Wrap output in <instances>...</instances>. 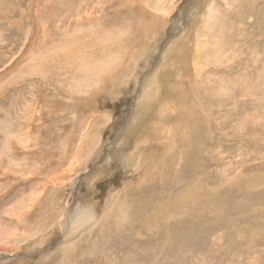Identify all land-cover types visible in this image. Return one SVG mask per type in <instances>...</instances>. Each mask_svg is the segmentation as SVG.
Here are the masks:
<instances>
[{
	"label": "rangeland",
	"instance_id": "rangeland-1",
	"mask_svg": "<svg viewBox=\"0 0 264 264\" xmlns=\"http://www.w3.org/2000/svg\"><path fill=\"white\" fill-rule=\"evenodd\" d=\"M176 39L202 119L140 178L117 144L157 74L181 104ZM0 264H264V0H0Z\"/></svg>",
	"mask_w": 264,
	"mask_h": 264
},
{
	"label": "bare ground",
	"instance_id": "bare-ground-1",
	"mask_svg": "<svg viewBox=\"0 0 264 264\" xmlns=\"http://www.w3.org/2000/svg\"><path fill=\"white\" fill-rule=\"evenodd\" d=\"M129 3H131V2H129ZM202 11H200V13H201ZM151 13V12H150ZM156 16V15H155ZM108 18V17H107ZM112 18H114V17H112ZM115 18H116V16H115ZM114 18V19H115ZM122 18V17H121ZM109 20V19H108ZM107 20V21H108ZM116 20H118V19H116ZM115 20V21H116ZM119 20H120V18H119ZM123 20V19H122ZM106 21V20H105ZM105 21H103V22H105ZM116 22H119L120 23V21H116ZM122 22V21H121ZM111 25H112V21H111ZM114 25V24H113ZM121 26V25H120ZM123 28V27H122ZM199 30V29H198ZM198 30L196 29V31H195V34H196V37H197V34H198ZM190 31H192V30H190ZM199 32H201V31H199ZM94 33V32H93ZM102 33V32H101ZM99 34V33H98ZM201 34V33H200ZM193 35V34H192ZM195 36V35H194ZM193 36V37H194ZM108 37V36H107ZM107 37L105 38V42H104V46L105 45H108L107 43H106V39H107ZM192 37V38H193ZM202 37V36H201ZM116 38H117V36H116ZM197 38H200V37H197ZM196 39V38H195ZM198 40V39H197ZM200 40V39H199ZM202 40V39H201ZM200 40V41H201ZM93 41V40H92ZM178 41V39H176L175 41H174V43H172V45L167 49V50H169V51H166V53L164 54V69L166 70V71H164V73H168L169 71H168V68H170V67H172V65L174 66V68L173 69H175V72H176V75L178 76V78H179V80H178V82H177V84L178 85H180V84H182V87L181 88H179L180 90H177V92L179 91V95H180V97H178L179 99H181V104L180 105H177L176 103L171 107V104L169 103V102H167L166 101V95H165V97L163 96L164 95V92H163V89L165 88L164 87V79H165V77L164 78H162V76L161 75H159V74H157L156 75V84L153 82V80H151L150 82H149V80H148V82L147 83H145V85H144V90H143V92L140 94V96H139V98H138V101H137V110H136V112H135V116L133 117V121L131 122V126L129 127V130H130V132L131 131H133V130H139L141 133H139V135L138 136H136L137 137V141H134V142H136V144H134V147L131 149V150H129V149H126L125 150V147L127 146V144L128 143H130V141H132L133 139V137L129 134V133H125V135L123 136L122 135V137H120V141H119V143L117 144V153H120V154H122V156H123V158H124V164H127L128 166H130L132 169L133 168H135V169H138V170H140L139 168L140 167H142V170H143V174H142V176L140 177V178H144V177H147L148 179H150L152 176H153V174L156 172V170L158 171V168H160V166H161V169L160 170H162V169H164L163 168V166H166V164H165V158H167V153H168V151H170L171 149H173V148H175V147H177L180 143H181V141L182 140H184L185 138H186V135H188V134H190V128H188V126L190 125V123H191V121H193V119L194 118H197V119H202L201 118V114H202V112L198 109V107H197V105H195L194 103H190V102H188V101H186V100H188V94H187V92H189V94L191 93L190 91L192 90H190V91H187L186 90V88L184 87V84L182 83V81H184L185 80V77H184V74H186V71L184 70V65L183 66H181L182 68H183V74H179V70H178V67L177 66H175V64L178 62V60H176L177 62H175L174 61V58H169V52L171 51L170 49L172 48V46L173 45H175V43ZM189 41H191V40H189ZM200 41H198L199 42V44H200ZM78 42V41H77ZM184 44H183V42L182 43H180L179 41H178V47L179 46H181L180 47V50H182V52L180 53V57H178V58H180V60L182 61V59L184 58H190L189 56H191V55H193V52L196 50V49H198V50H200L199 49V46H198V42H197V44H196V46L195 45H188V44H186V43H188V41L186 40H184ZM194 43V42H193ZM205 43V42H204ZM57 44V43H56ZM70 44V43H69ZM101 44V43H100ZM191 44V43H190ZM195 44V43H194ZM79 45V44H78ZM88 45V44H87ZM95 45V44H94ZM112 45V44H111ZM110 45V46H111ZM56 46H58L59 47V45H56ZM70 46H71V44H70ZM110 46H109V48H110ZM201 46V45H200ZM58 47H56V48H58ZM62 47V46H61ZM87 47V46H86ZM92 47H94V46H92ZM126 47V46H125ZM60 48V47H59ZM68 47L65 45L64 46V49H63V52H64V54L65 53H67L66 51L68 50L69 51V49H67ZM108 48V47H107ZM106 48V49H107ZM79 49V48H78ZM77 49V51L76 52H79V50ZM90 49V48H89ZM179 49V48H178ZM184 49H187L186 50V52H183L184 51ZM58 50V49H57ZM54 51H56L55 49H54ZM60 51L61 50H59V53H60ZM111 51V50H110ZM113 51V50H112ZM178 51L179 50H175V52H177L178 53ZM58 52V51H57ZM73 52H74V50H73ZM73 52H72V54H73ZM81 52V51H80ZM95 52V51H94ZM59 53H54V54H56V56L59 54ZM83 53V52H82ZM81 53V54H82ZM77 54V57L78 58H81V56H78V53H76ZM80 54V55H81ZM199 54V53H198ZM198 54H196V55H198ZM202 54V53H201ZM200 54V55H201ZM71 55V54H70ZM85 55V54H84ZM114 55H115V53H114ZM54 57V56H53ZM68 57V56H67ZM82 57H84L83 55H82ZM194 57V58H193ZM191 59H192V62H193V65L194 64H198V65H200L201 63H199V60H198V58H197V56H193ZM201 57H202V55H201ZM48 58H49V56H48ZM51 58V57H50ZM71 58H73V56L71 57ZM75 58V57H74ZM85 58V57H84ZM94 58V57H93ZM182 58V59H181ZM57 59V58H56ZM99 59H101V60H106L107 58H99ZM177 59V58H176ZM60 60V59H59ZM82 60V59H81ZM179 60V62H181ZM54 61V64L53 65H58V64H55V60H53ZM83 61H84V59H83ZM186 61V60H185ZM52 62V61H51ZM72 62H73V60H72ZM71 62V63H72ZM78 62V61H77ZM108 62V61H107ZM175 62V63H174ZM178 62V63H179ZM47 63V62H46ZM60 63V62H59ZM74 63V62H73ZM69 64V63H68ZM74 64H76V61H75V63ZM100 64V63H99ZM101 64H102V62H101ZM108 64V63H107ZM60 65V64H59ZM58 65V67H60ZM76 65H78V64H76ZM89 65H91V64H89ZM49 66V65H48ZM72 66V65H71ZM81 66V65H80ZM202 66V65H201ZM200 66V68H198V67H196L195 69L197 70V74L200 76V73H201V71L203 70L202 69V67ZM61 67H63V65L61 66ZM92 67V66H91ZM101 67V66H100ZM111 67V66H110ZM48 68V67H47ZM94 68V67H93ZM103 68V67H102ZM130 68V67H129ZM49 69V68H48ZM98 69V68H97ZM135 69V68H134ZM172 69V70H173ZM47 70V69H46ZM52 70H53V68H52ZM106 70V69H105ZM130 70V72L131 73H134L133 71H135V70H132V68L131 69H129ZM132 70V71H131ZM45 71V70H44ZM115 71V69L114 68H111L110 69V72L109 73H111V72H114ZM195 71V70H194ZM102 72V71H101ZM116 72H118L117 71V69H116ZM171 72V71H170ZM169 72V73H170ZM43 73V72H42ZM168 73V74H169ZM21 74V73H20ZM76 74V73H75ZM109 75V74H108ZM171 75V74H170ZM102 76V75H101ZM166 76V75H165ZM168 76V75H167ZM74 77H75V75H74ZM73 78V77H72ZM83 78V77H82ZM125 78H127L128 80L130 79V78H128V77H124V79H123V82H127L128 80L127 79H125ZM162 78V79H161ZM198 78V77H197ZM150 79V78H149ZM182 79V80H181ZM69 80H72V79H69ZM111 80V79H110ZM162 81V82H161ZM105 82V81H104ZM160 84H159V83ZM175 82H176V80H175ZM122 83V82H121ZM120 83V84H121ZM113 84H114V82H113ZM117 84V83H116ZM116 84H114V85H116ZM153 85V84H155V86L153 87V89H151V90H149V86L150 85ZM164 84V85H163ZM118 86V85H117ZM164 88H163V87ZM115 87V86H114ZM113 87V88H114ZM119 87H120V85H119ZM195 87V86H194ZM163 88V89H162ZM73 89V88H72ZM116 89V88H115ZM186 90V91H185ZM166 93V92H165ZM194 94V93H193ZM191 96H192V94H191ZM195 97V96H194ZM193 100H195V98L193 99ZM172 103V102H171ZM155 104H158V105H160V106H158V109H156V111H155V114H154V121H153V131H148L149 133H146V134H144V133H142V131H144V128H145V122L148 120H144L145 118H146V116H147V118L150 116L149 114H148V112L151 110V109H155ZM155 106V107H154ZM154 107V108H153ZM146 111V113L143 115V111ZM139 116H141V117H139ZM153 116V115H152ZM173 116H175V117H181L182 118V120H179L178 122H175V123H170L169 121H171V119L173 118ZM137 119V120H136ZM150 121V120H149ZM152 121V120H151ZM149 123V122H148ZM147 123V124H148ZM139 128H141V129H139ZM194 130H196V129H194ZM130 146V145H129ZM148 148L150 149V151L148 150ZM160 149L162 150V152L160 151ZM176 150V149H175ZM180 155V154H179ZM183 155V154H182ZM114 157V156H113ZM182 157V156H181ZM188 157V156H187ZM72 159H73V157H72ZM111 159H113L112 157H111ZM169 159V158H168ZM173 159V158H172ZM60 161V160H59ZM69 161H71V160H69ZM175 161V160H174ZM180 161V160H179ZM110 162V161H109ZM172 162V161H171ZM185 162V161H184ZM57 163H59V162H57ZM61 163V162H60ZM59 163V164H60ZM163 164V165H162ZM66 165V164H65ZM171 165V164H170ZM184 165V164H183ZM185 165H187V164H185ZM184 165V166H185ZM193 165V164H192ZM58 166V165H57ZM68 166V165H67ZM181 166V165H180ZM76 167V166H75ZM172 168H173V166H171ZM191 167V166H190ZM59 168V167H58ZM62 168V167H61ZM60 168V169H61ZM103 168H106L105 166L103 167ZM167 168V167H166ZM165 168V169H166ZM169 168V167H168ZM189 168V167H188ZM74 169V168H73ZM72 170V169H71ZM186 170H187V168H186ZM186 170H184V172H182V175L184 176V179L186 178V176H185V171ZM64 171V170H63ZM164 171V170H163ZM162 171V172H163ZM167 171H168V169H167ZM188 171H190V170H188ZM192 171H194V170H192ZM60 172V171H59ZM175 173H177V172H175ZM180 173V172H179ZM187 173V172H186ZM64 174V173H63ZM156 174V173H155ZM161 174H163V173H161ZM160 174V175H161ZM181 174V173H180ZM158 175H159V173H158ZM164 175V174H163ZM166 176V175H165ZM173 176V175H172ZM180 176V175H179ZM169 177V176H168ZM174 177V176H173ZM51 178V177H50ZM180 179V178H179ZM181 180V179H180ZM57 181V180H56ZM55 182V181H54ZM144 182V181H143ZM146 183V182H145ZM192 185L193 184H191L190 186L192 187ZM165 186V185H164ZM196 186V185H195ZM194 187V186H193ZM194 189V188H193ZM155 190V189H154ZM190 190V189H189ZM198 190V189H197ZM202 190V189H201ZM216 191V190H215ZM215 191H213V192H215ZM211 192V191H210ZM179 193H181V194H184V196H186L185 194H186V190L184 191V192H179ZM178 193V194H179ZM178 194L177 195H175L173 198L175 199V197H177L178 196ZM188 194V193H187ZM191 194V193H190ZM191 196H192V194H191ZM187 198H189V197H187ZM172 200V199H171ZM126 201V200H125ZM128 201V200H127ZM174 202V201H173ZM177 203V202H176ZM184 204V203H183ZM163 205V204H162ZM165 205V204H164ZM113 206V205H112ZM176 206V205H175ZM111 207V206H110ZM168 207V206H167ZM128 209V208H127ZM115 212V211H114ZM130 212V211H129ZM151 213V212H150ZM155 214L156 215H159V211H157V210H155ZM161 214V213H160ZM148 215V214H147ZM153 216H155V215H153ZM32 218V217H31ZM149 219H150V217H149ZM190 219H191V217H190ZM183 221V220H182ZM194 221V220H193ZM146 223V222H145ZM180 223H182V222H180ZM188 225V224H187ZM176 226V228L179 226H177V225H175ZM182 226H183V224H182ZM194 228V227H193ZM217 228V227H216ZM180 229V228H179ZM140 230V229H139ZM182 231H183V229H182Z\"/></svg>",
	"mask_w": 264,
	"mask_h": 264
}]
</instances>
